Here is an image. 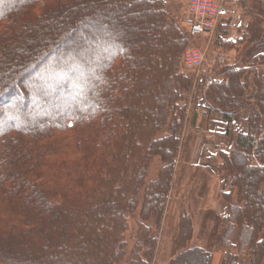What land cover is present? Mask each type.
Masks as SVG:
<instances>
[{
    "label": "trees",
    "instance_id": "16d2710c",
    "mask_svg": "<svg viewBox=\"0 0 264 264\" xmlns=\"http://www.w3.org/2000/svg\"><path fill=\"white\" fill-rule=\"evenodd\" d=\"M78 15L74 27L90 24L79 39L69 35ZM133 16L160 29L156 48L147 35L123 29ZM192 40L165 0H0V264L153 263L194 80L180 70ZM66 41L72 45L59 52ZM89 42L97 46L85 48ZM256 46L255 67L205 80L207 116L234 137L209 159L223 176L219 197L227 204L220 264H264V39ZM17 73L18 84L3 85ZM75 73L87 75L77 81ZM32 76L33 87L21 91ZM79 84L83 100L71 102ZM16 100L18 109L6 108ZM38 101L42 107L27 111ZM242 109L246 130L236 127ZM156 157L163 166L147 181ZM139 207L137 241L127 253L128 218ZM179 211L169 264H213L214 253L192 246L191 214Z\"/></svg>",
    "mask_w": 264,
    "mask_h": 264
},
{
    "label": "rangeland",
    "instance_id": "374dc122",
    "mask_svg": "<svg viewBox=\"0 0 264 264\" xmlns=\"http://www.w3.org/2000/svg\"><path fill=\"white\" fill-rule=\"evenodd\" d=\"M165 1L168 5V8L174 20L178 23V25L183 30L188 32V29L186 28V24H185L186 18H187V14H186L187 8H186L185 1L184 0H165ZM117 2H119V0H117ZM231 7L232 8L230 11V18L227 20L228 23L225 25L224 28H220V27H223L221 25L217 29L216 33L213 36L214 40L211 43L203 39L192 38L194 40H192V43L189 47L193 46V47L198 48L200 52L204 55L205 61H204V69L202 71V75L198 76L196 72L185 67L184 54L188 49L184 52L183 57H182V62H180V70L182 74L185 76L190 74L191 76H194V80L191 82V86L185 95L187 109H186L184 127L181 132L180 148H179V152H178V155L175 161V170L173 173L172 185L174 184V191L172 187V190L169 195V203H168L167 210L165 213V219L163 221V226L160 229L159 234H158L157 249H156L155 258L153 259L152 264H169L170 259H172V257L177 251L176 239H177V234H178L177 227H178L179 212H180L179 208H185L186 211H188V208H190V211L192 212V214H196L195 212L197 213L202 212L200 209L201 206L203 207L204 203L207 205L209 204L206 200L204 202V200H202V197L205 196L207 193H211L213 189L215 188L214 184L216 185L217 183L218 188H219L218 198H220L219 195L224 185L223 179H222L223 176H220L218 173H217L218 176L216 177L217 179L212 178L211 175H209L208 171L207 173L204 172L203 175L197 177V173H195L192 168H190L189 170L186 167L179 170L178 177L176 180L174 178H175L177 167L179 165V161L181 158L182 148L184 147V155H185V152L186 153L188 152L190 138L187 136L186 131L189 127H191L190 119H191L192 114L195 117L201 114H204L205 116H207L205 109L207 108L209 103L207 101L205 93L207 92L206 89H207L208 84H205V80L211 78L210 81L213 82L214 76L216 80L218 81L223 80L224 77L222 76L221 73L224 72L228 68L238 67L240 65H244L245 67L246 66H249V67L256 66L254 63L255 52L253 50L255 49V47H257L256 45L264 39V0H232ZM97 12H98L97 7L96 8L94 7L90 9L88 12L83 13V16L85 18L86 17L91 18ZM74 17L75 19H72V21H70L72 22L71 25L74 24L75 20L80 19L81 15L74 16ZM138 18L139 17L133 16V20H127V22H124L125 28L123 29H125L127 32L130 29L129 30L130 34L135 35V36L138 34L140 39L144 38V36L147 35V37L152 38V42H154V45H155L154 48H156L157 45H156L154 34H156L157 31L160 29L152 25L153 21L151 18L149 19L147 23L148 26L142 27V25L139 24L140 22L138 21ZM103 19L109 20L108 18H105V17ZM104 23L106 25L107 23L110 24V26L108 27L109 29H114V28L116 29L117 26L119 28L118 22L110 23L109 21H107V23L106 22ZM65 24H67V22H65L64 25ZM86 25H87V28H89L90 24H86ZM86 25L85 26L83 25L80 28L78 26L74 27V25H72L73 29L69 30V35L79 39L81 37L80 32L86 28ZM147 27H149L150 29H147ZM57 29L59 32L62 31V29L65 30L63 25H61ZM254 29H256L257 35L253 38L252 32ZM66 30L68 32V28H66ZM52 32H53V29H52ZM59 32H57V34L55 33L56 36L59 35ZM40 34H43V32H40ZM245 36L246 38L244 39L243 37ZM212 38H209V39H212ZM242 38L244 39L243 42L238 43L237 41ZM60 39L62 40V36ZM161 40L162 41L159 43L160 44L159 47L162 48L163 39ZM225 41H231L232 43H237V45H234V44L224 45ZM90 42L85 44V48L97 46L96 44L94 45L93 43H90ZM71 45H72L71 43L68 44V41H66L64 49H61L59 52L61 53L64 52L66 50V46L69 47ZM152 63L153 62L150 61V64ZM150 64H149V67H151ZM86 75L87 74L85 73H79L77 75L75 73V75L73 76L77 81H80L79 79L85 77ZM19 78L20 76L17 73L16 75H13L11 80L3 83V85L5 86V84H15V83L18 84ZM29 79H30L29 82H23L20 84L19 87L21 91L26 92L27 87L28 88L30 86L33 87V82L35 81L34 77L32 76ZM203 81H204V84H202ZM81 91H83V88L79 84L78 93L72 92L71 94L68 95L70 101L71 102H81L83 100L82 99L83 97L79 95L80 94L79 92ZM62 101L64 102V100ZM148 103L154 104V107H152V109L158 110V108L156 107L157 103L155 101H151V99H148ZM14 104H15V108H12L10 105H8L6 108L10 110H14V109H18L21 106L18 100H16ZM42 105L43 103H41L40 101L33 102L26 109L27 111L30 112L34 108L42 107ZM246 110L247 109L240 110L239 117L243 115L242 113H247L248 115V111ZM5 115L7 116V112ZM244 119L245 117L238 118L237 123L239 125V128H242V126L244 125H245L244 127H246V124H245L246 120ZM196 128L197 127L195 126V129ZM211 133L212 134L210 135H211V138L213 139V137L216 136V133H213V132ZM165 155L167 154L165 153ZM162 166L163 165H162L161 159L159 157L154 158L152 160V164L148 171L147 181L155 180ZM199 179H203V181L199 182ZM176 181L177 183H174ZM210 188H212V190ZM207 195H210V194H207ZM209 197L211 198L212 196H209ZM206 198H208V196ZM210 205H212V203ZM140 209L141 208L139 207V209L128 218V228L125 233V239L128 242L127 253L131 251L132 247L137 241L138 223L140 222ZM188 213L190 214L189 211ZM197 218L200 220V224H199L198 220L196 219L197 225H200V226H199V229L197 226L196 235H195V228H194V239L192 242V246L197 245V246H201L202 248L204 246L205 248L211 250V252L214 253L213 264H220L225 254L219 249V241H218L219 231H220V228L218 227V223L221 221V218L219 217L217 212H215L214 215H210V213L207 212V214L204 215L203 217L202 215L200 216L197 215ZM192 222H193V216H192ZM193 227H194V222H193ZM122 263H117V264H122Z\"/></svg>",
    "mask_w": 264,
    "mask_h": 264
},
{
    "label": "crops",
    "instance_id": "0c3cea01",
    "mask_svg": "<svg viewBox=\"0 0 264 264\" xmlns=\"http://www.w3.org/2000/svg\"><path fill=\"white\" fill-rule=\"evenodd\" d=\"M242 114L243 115H241V117L242 118L245 117L244 120H246L248 117L247 113H242ZM241 117H239V114H238L236 118L237 129L246 130L247 122L245 123L246 127H244L245 126L244 125L242 126V128H239V125L237 123L238 118H241ZM190 124H191V127H189L186 131L187 136L190 138L188 152L187 153L185 152V155H184V147L182 148L181 158H180L179 165L177 167V171H176V175L174 179L175 180L177 179L179 170L183 169L184 167L188 168L189 170L190 168H192L194 172L197 173V177L203 175L204 172L207 173L208 171L209 175H211L212 178L217 179L216 177L218 175L215 172L216 171L215 167L210 164L209 158L217 154L218 151H220L221 149L227 150L231 147L233 143V138H234L233 133L231 132L230 134H226L224 123L222 122L221 119L216 118L215 116L207 117L204 114H201L195 117L192 114L191 119H190ZM195 126L197 127L196 129H195ZM211 132L216 133V136L213 137V139L211 138V135H210L212 134ZM203 179H199V182L203 181ZM174 183H177V181ZM214 186L215 188L213 189V191L211 193H207L210 195H207V194L205 195L206 197L208 196V198H206L205 196L202 197V200H204V202L206 200L209 203L208 205L204 203L203 207L201 206L200 209L202 212L200 213L195 212L196 214H192V212L190 211V208H188V211L193 216L195 235L197 233V226H198V229L200 226V225H197V220H198V223L200 224V220L197 218V215L198 216L202 215L203 217L204 215L207 214V212H209L210 215H214L215 212H217L219 217L222 219L227 214L226 213V208H227L226 203L222 199L218 198V192H219L218 184L216 183V185L214 184ZM172 187L174 191V184L172 185ZM210 189L212 190V188ZM209 196H212V197L210 198ZM210 201L212 205H210L211 204ZM219 224L220 222L218 223V227H219ZM203 248L211 252V250L205 248L204 246Z\"/></svg>",
    "mask_w": 264,
    "mask_h": 264
},
{
    "label": "built area",
    "instance_id": "2783aa9c",
    "mask_svg": "<svg viewBox=\"0 0 264 264\" xmlns=\"http://www.w3.org/2000/svg\"><path fill=\"white\" fill-rule=\"evenodd\" d=\"M184 1L187 8L185 24L190 36L211 43L217 29L230 18L232 0ZM204 61V55L196 47H189L184 54L185 67L196 72L198 76L202 75ZM207 84L209 85L210 82Z\"/></svg>",
    "mask_w": 264,
    "mask_h": 264
}]
</instances>
